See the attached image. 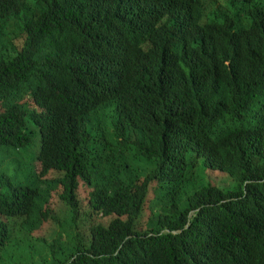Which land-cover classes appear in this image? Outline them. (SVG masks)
Wrapping results in <instances>:
<instances>
[{"label":"trees","instance_id":"obj_1","mask_svg":"<svg viewBox=\"0 0 264 264\" xmlns=\"http://www.w3.org/2000/svg\"><path fill=\"white\" fill-rule=\"evenodd\" d=\"M5 148L0 264H264V0H0Z\"/></svg>","mask_w":264,"mask_h":264},{"label":"rangeland","instance_id":"obj_2","mask_svg":"<svg viewBox=\"0 0 264 264\" xmlns=\"http://www.w3.org/2000/svg\"><path fill=\"white\" fill-rule=\"evenodd\" d=\"M29 127L33 128L31 123L29 124ZM35 143L36 144L40 143L39 137H36ZM15 158H16V154H15L14 150H11L9 148H5V150H3L0 153V177H1V175L6 174L13 181V177L18 175L17 168L19 166V162ZM154 185H152V187H151L150 200L153 198ZM218 186L225 187L222 184H219ZM88 193H89V189H84L83 195H87ZM54 204H56L54 206V210L57 211V213H60L62 210H65V206L62 203H60V198H58ZM84 204L85 203L82 202V210H83V208H85ZM65 215H67V214H65ZM147 220H148V215L145 218V221H147ZM53 229H54V225L49 223L47 228L45 230H43L38 235L39 236H47L50 233V231ZM30 245H31L30 240H23L22 238H19V236H17L16 239L13 240V242L11 243V250L8 251L9 255L12 254V256H10V258H8V260H7L8 263L9 264H19V262H21V261L23 262V264L30 263L31 259H32L31 254L34 251V248H31ZM38 246H36V250H38Z\"/></svg>","mask_w":264,"mask_h":264},{"label":"clouds","instance_id":"obj_3","mask_svg":"<svg viewBox=\"0 0 264 264\" xmlns=\"http://www.w3.org/2000/svg\"><path fill=\"white\" fill-rule=\"evenodd\" d=\"M148 65H149V69H150L154 64L149 63ZM173 70H175V69L173 66H171V71H173Z\"/></svg>","mask_w":264,"mask_h":264}]
</instances>
